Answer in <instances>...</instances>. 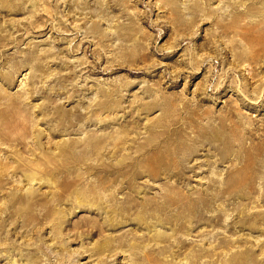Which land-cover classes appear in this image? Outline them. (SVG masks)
<instances>
[{"label":"rangeland","instance_id":"1","mask_svg":"<svg viewBox=\"0 0 264 264\" xmlns=\"http://www.w3.org/2000/svg\"><path fill=\"white\" fill-rule=\"evenodd\" d=\"M263 61L264 0H0V264H264Z\"/></svg>","mask_w":264,"mask_h":264},{"label":"bare ground","instance_id":"2","mask_svg":"<svg viewBox=\"0 0 264 264\" xmlns=\"http://www.w3.org/2000/svg\"><path fill=\"white\" fill-rule=\"evenodd\" d=\"M262 29H263V28H262ZM261 33H262V32H261ZM261 33H260V34H261ZM260 37H261V36H260ZM258 53H259V52H258ZM263 62H264V61H263Z\"/></svg>","mask_w":264,"mask_h":264}]
</instances>
